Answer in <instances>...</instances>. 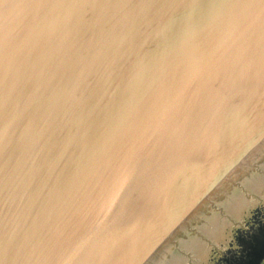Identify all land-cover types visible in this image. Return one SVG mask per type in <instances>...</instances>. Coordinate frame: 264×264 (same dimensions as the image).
<instances>
[{
	"label": "water",
	"instance_id": "95a60500",
	"mask_svg": "<svg viewBox=\"0 0 264 264\" xmlns=\"http://www.w3.org/2000/svg\"><path fill=\"white\" fill-rule=\"evenodd\" d=\"M262 236L264 0H0V264H257Z\"/></svg>",
	"mask_w": 264,
	"mask_h": 264
},
{
	"label": "flooded vegetation",
	"instance_id": "af4514ba",
	"mask_svg": "<svg viewBox=\"0 0 264 264\" xmlns=\"http://www.w3.org/2000/svg\"><path fill=\"white\" fill-rule=\"evenodd\" d=\"M246 255V254H245ZM264 255V236H262L261 240H257V264ZM235 264H245V258L238 259Z\"/></svg>",
	"mask_w": 264,
	"mask_h": 264
}]
</instances>
